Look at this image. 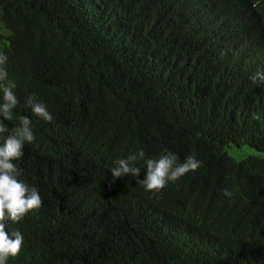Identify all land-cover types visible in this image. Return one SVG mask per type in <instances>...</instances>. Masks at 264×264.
Segmentation results:
<instances>
[{"label":"trees","instance_id":"trees-1","mask_svg":"<svg viewBox=\"0 0 264 264\" xmlns=\"http://www.w3.org/2000/svg\"><path fill=\"white\" fill-rule=\"evenodd\" d=\"M0 27L42 199L6 264H264V0H0ZM139 149L203 164L146 191L109 171Z\"/></svg>","mask_w":264,"mask_h":264},{"label":"clouds","instance_id":"clouds-1","mask_svg":"<svg viewBox=\"0 0 264 264\" xmlns=\"http://www.w3.org/2000/svg\"><path fill=\"white\" fill-rule=\"evenodd\" d=\"M9 57L0 53V264L20 254L24 236L19 230L9 233L5 231V222H20L30 211L37 210L42 205L41 196L34 186H29L25 180L20 179L21 169L14 161L23 157L25 144L35 140L32 121L27 116L16 117L14 110L19 104L16 92V83L8 79L7 61ZM253 79L264 81V74L257 72ZM25 107L38 118L51 123L53 115L48 111L46 104L41 102L36 94H30L24 101ZM18 119V125L8 131L4 121ZM7 133V135H5ZM143 161L146 165L142 183L146 191H160L169 182H175L190 171H197L203 162L195 154L188 155L180 160L176 153L166 151L159 158H146L143 149L130 153L126 158L115 161V166L109 171L113 178L125 175L138 177L141 168L136 163ZM226 197L231 198L233 193L228 189L223 190ZM11 237V238H10Z\"/></svg>","mask_w":264,"mask_h":264},{"label":"rangeland","instance_id":"rangeland-1","mask_svg":"<svg viewBox=\"0 0 264 264\" xmlns=\"http://www.w3.org/2000/svg\"><path fill=\"white\" fill-rule=\"evenodd\" d=\"M3 30L1 29V27H0V33L1 34H3ZM251 151L249 150V149H244L242 152H239L240 154H241V156H244V155H246V154H248V153H250ZM236 156V155H235ZM237 157H239V155L237 156Z\"/></svg>","mask_w":264,"mask_h":264},{"label":"bare ground","instance_id":"bare-ground-1","mask_svg":"<svg viewBox=\"0 0 264 264\" xmlns=\"http://www.w3.org/2000/svg\"><path fill=\"white\" fill-rule=\"evenodd\" d=\"M14 66V65H13Z\"/></svg>","mask_w":264,"mask_h":264}]
</instances>
